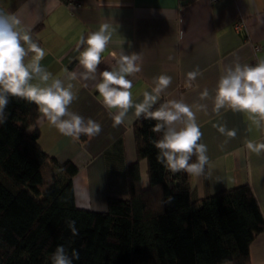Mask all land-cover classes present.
Listing matches in <instances>:
<instances>
[{
  "label": "crops",
  "instance_id": "crops-1",
  "mask_svg": "<svg viewBox=\"0 0 264 264\" xmlns=\"http://www.w3.org/2000/svg\"><path fill=\"white\" fill-rule=\"evenodd\" d=\"M72 2L73 5L65 0H0V10L16 15L22 26L31 30L32 38L46 52L42 65L61 79L66 72L83 71L75 50L80 37L86 38L102 23H109L112 38L102 54L97 81L99 73L110 70L122 50L126 55L135 52L142 57L138 62L141 71L128 77L133 81L134 102H141L143 92L151 91L155 77L171 76L172 83L159 101L183 100L192 106L203 134L200 143L207 146L211 162L204 175H192V199L202 200L248 184L264 216V152L257 155L245 147L246 140L264 142V128L252 125L246 113L227 108L214 112L211 99L226 66L236 60L255 65L264 59V0ZM197 69L201 75L189 87L187 73ZM97 81H71L77 98L69 110L98 122L102 127L99 135H81L74 140L59 133L42 114L32 130L39 131L40 145L50 156L78 167L73 179L78 207L105 212L110 198L130 196L128 168L137 161L134 124L138 118L131 109L125 122L114 126L94 87ZM204 89L209 90L210 98L201 100ZM200 104L207 106L206 111L197 110ZM216 124L235 129L236 137L221 134L213 126ZM139 167L141 186L147 189V161H140ZM247 264H264V232L252 243Z\"/></svg>",
  "mask_w": 264,
  "mask_h": 264
},
{
  "label": "trees",
  "instance_id": "trees-1",
  "mask_svg": "<svg viewBox=\"0 0 264 264\" xmlns=\"http://www.w3.org/2000/svg\"><path fill=\"white\" fill-rule=\"evenodd\" d=\"M9 101L7 122L0 125V264H52L58 245L69 256L79 253L73 264L249 263L250 247L264 232L251 187L193 200L192 175L157 162L156 121L141 116L134 124L137 161L128 168L129 198L112 197L107 211L95 212L76 203L78 167L40 145L39 131L32 130L41 116L37 106ZM142 160L148 163L147 189L141 186ZM68 218L76 221L78 236Z\"/></svg>",
  "mask_w": 264,
  "mask_h": 264
},
{
  "label": "clouds",
  "instance_id": "clouds-1",
  "mask_svg": "<svg viewBox=\"0 0 264 264\" xmlns=\"http://www.w3.org/2000/svg\"><path fill=\"white\" fill-rule=\"evenodd\" d=\"M110 29L109 23H102L97 31L90 32L86 38L80 37L75 50L79 53L78 61L83 71L66 72V77L61 79L42 65L46 52L32 38L31 30L23 27L16 15L0 10V125L7 122L9 97H15L34 103L42 117L66 137L79 140L81 135L89 138L99 135L102 127L98 122L90 118L85 120L69 110L77 98L71 81L78 78L97 81L102 54L112 38ZM112 55L116 57V53ZM141 59V54L126 55L122 50L111 69L99 73L94 87L102 106L109 110L114 126L123 124L131 109L137 118L142 116L144 120L156 121L151 131L161 134L154 142L158 150L157 162L172 173L184 171L195 176L204 175L211 162L207 146L199 142L203 134L192 106L183 100L170 99L154 108L161 94L171 85V76L155 77L151 91H144L142 101L134 102L133 81L128 77L141 71L138 63ZM199 75L198 69L187 73L189 87ZM209 98V90L204 89L200 99ZM211 99L214 112L227 108L246 113L252 125L264 128V59L255 65L241 64L236 60L226 66ZM206 109V105H197V110ZM112 110H115L114 114ZM213 126L228 138L236 137L235 129L228 130L220 124ZM245 147L257 155L264 152V142L246 140ZM171 200L170 197L167 203ZM66 224L72 236L79 235L74 219H66ZM74 259H79V253L73 250L69 256L64 245H58L51 255L52 264H73Z\"/></svg>",
  "mask_w": 264,
  "mask_h": 264
},
{
  "label": "built area",
  "instance_id": "built-area-1",
  "mask_svg": "<svg viewBox=\"0 0 264 264\" xmlns=\"http://www.w3.org/2000/svg\"><path fill=\"white\" fill-rule=\"evenodd\" d=\"M66 2H68L70 5H73L72 0H65ZM214 1H219V0H214ZM256 50H260L259 46H256Z\"/></svg>",
  "mask_w": 264,
  "mask_h": 264
}]
</instances>
